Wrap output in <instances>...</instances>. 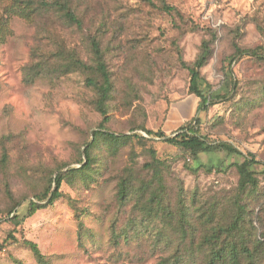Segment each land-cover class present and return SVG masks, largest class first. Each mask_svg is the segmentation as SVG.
<instances>
[{
  "label": "rangeland",
  "instance_id": "obj_1",
  "mask_svg": "<svg viewBox=\"0 0 264 264\" xmlns=\"http://www.w3.org/2000/svg\"><path fill=\"white\" fill-rule=\"evenodd\" d=\"M153 1L176 10L144 0H71L84 20L77 28L56 11L30 14L23 0H0V264H39L25 240L54 264H206L203 237L235 219L240 264H252L247 251L264 264V60L235 55L236 46H264V0ZM90 37L100 40L113 81L107 129L146 140L95 151L92 180L64 182L62 198L19 223L14 214L27 213L61 166L83 164L103 120L86 81L97 65ZM205 40L213 56L201 87L216 103L198 113L201 129L241 153L193 159L140 126L174 135L179 121L197 115L183 63ZM75 58L93 69L75 66ZM250 155L259 185L241 192L234 164ZM124 179L134 192L121 199ZM155 191L165 211L151 201Z\"/></svg>",
  "mask_w": 264,
  "mask_h": 264
},
{
  "label": "trees",
  "instance_id": "obj_2",
  "mask_svg": "<svg viewBox=\"0 0 264 264\" xmlns=\"http://www.w3.org/2000/svg\"><path fill=\"white\" fill-rule=\"evenodd\" d=\"M21 5L23 9H29L31 12H50L56 11L61 14L63 19L69 24L76 26L77 28H83L84 20L77 14L71 4V0H23ZM151 4L155 8H160L167 12L175 11V7L163 1L161 5L156 4L153 0H144ZM36 3V6H34ZM32 5L34 6L33 8ZM215 38V34L212 35ZM6 38V34L3 28H0V42H3ZM89 44L92 52L95 56L97 65H95L94 71L90 76H87V84L93 87L97 93L98 98L96 100V108L103 116V120L100 122L99 127L92 132V138L85 144L84 154L85 160L81 159L83 163L78 167H70L64 170V166H61L57 170L55 176L51 178L50 188L38 194L36 199H31L28 203L27 213L21 218L17 212L14 214L16 219H19V223L23 222L27 217H30L37 213L39 210L46 208L49 205H53L57 200L63 197L62 185L64 182L72 183L77 177L82 178L84 181L92 180L94 177L93 171L95 169L97 155L95 151L102 150L104 146L108 147V151L116 152L120 147L124 146L133 137L139 140H146L141 133H135L133 135L119 134L109 131L106 127V123L110 120L109 116V101L112 97L113 81L111 73L108 69V65L104 60V52L101 48V42L96 37H90ZM235 55L249 56L264 60V46H257L255 48H240L236 46ZM213 56L212 40L204 41L201 47V51L197 58L190 64L184 62L183 64L189 70L191 80L189 86L190 94H195L199 98L197 106V115H193L190 118L185 119L177 128L176 134L169 135L162 128L154 130L146 127L145 125L140 128L147 132L150 136H155L163 139L165 142L177 146L184 151L188 152L193 159H198L200 153H213L217 150L225 151L228 154L241 153L237 147L228 142H219L218 144L211 142L201 129V119L198 113L201 111H208L209 108L216 103L211 97L207 96L201 87L202 69L207 65L211 57ZM74 65L88 71L93 69L92 66L79 58L74 59ZM156 159V155H154ZM258 163L254 155H250L245 158L242 163L235 162L234 166L237 168L240 174V181L238 189L241 192H246L249 189L256 190L259 185V178L253 165ZM153 168H158L153 164ZM54 187V189H53ZM134 192L130 182L124 179L119 187V194L121 199H126ZM139 192L138 190L136 193ZM142 197V196H140ZM151 201L156 202L157 206L163 205V210H166L163 197L158 192H152ZM46 201V202H45ZM150 202L147 203V207ZM155 206L151 204L149 211L155 210ZM239 219H235L226 226H213L210 234L203 237L200 242V247L206 249V264H240V251H239ZM261 242V241H260ZM29 246L34 253L36 260L39 264H54L51 260L42 252L40 246L33 241L25 240L23 242ZM262 243V242H261ZM243 249L246 244L242 243ZM247 254L244 259L247 263H255L256 258L252 253L247 251L243 252ZM176 261V259H175Z\"/></svg>",
  "mask_w": 264,
  "mask_h": 264
},
{
  "label": "crops",
  "instance_id": "obj_3",
  "mask_svg": "<svg viewBox=\"0 0 264 264\" xmlns=\"http://www.w3.org/2000/svg\"><path fill=\"white\" fill-rule=\"evenodd\" d=\"M184 120H185V119H184ZM184 120H182V121H179L177 126H179V125H180V124H181V123H182Z\"/></svg>",
  "mask_w": 264,
  "mask_h": 264
}]
</instances>
